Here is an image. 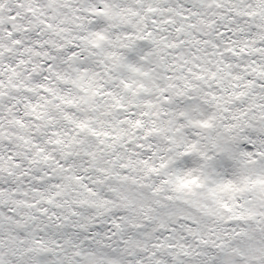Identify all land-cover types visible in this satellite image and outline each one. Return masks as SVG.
Masks as SVG:
<instances>
[{
  "label": "snow or ice",
  "instance_id": "6c2138e0",
  "mask_svg": "<svg viewBox=\"0 0 264 264\" xmlns=\"http://www.w3.org/2000/svg\"><path fill=\"white\" fill-rule=\"evenodd\" d=\"M0 264H264V0H0Z\"/></svg>",
  "mask_w": 264,
  "mask_h": 264
}]
</instances>
